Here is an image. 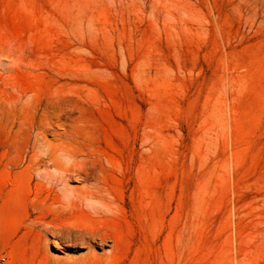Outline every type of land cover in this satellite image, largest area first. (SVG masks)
<instances>
[{
    "label": "rangeland",
    "instance_id": "obj_1",
    "mask_svg": "<svg viewBox=\"0 0 264 264\" xmlns=\"http://www.w3.org/2000/svg\"><path fill=\"white\" fill-rule=\"evenodd\" d=\"M0 107V264H264V0H0Z\"/></svg>",
    "mask_w": 264,
    "mask_h": 264
},
{
    "label": "bare ground",
    "instance_id": "obj_2",
    "mask_svg": "<svg viewBox=\"0 0 264 264\" xmlns=\"http://www.w3.org/2000/svg\"><path fill=\"white\" fill-rule=\"evenodd\" d=\"M2 115H3V111H2V107H0V123L2 121ZM85 201V200H84Z\"/></svg>",
    "mask_w": 264,
    "mask_h": 264
},
{
    "label": "built area",
    "instance_id": "obj_3",
    "mask_svg": "<svg viewBox=\"0 0 264 264\" xmlns=\"http://www.w3.org/2000/svg\"><path fill=\"white\" fill-rule=\"evenodd\" d=\"M0 261H1V262H3V261H4V258H3V257H2V258H0Z\"/></svg>",
    "mask_w": 264,
    "mask_h": 264
}]
</instances>
